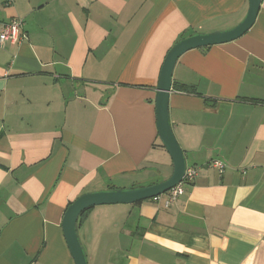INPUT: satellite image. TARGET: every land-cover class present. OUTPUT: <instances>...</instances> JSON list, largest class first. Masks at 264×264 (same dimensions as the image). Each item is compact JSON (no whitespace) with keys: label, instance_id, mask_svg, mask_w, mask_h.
<instances>
[{"label":"crops","instance_id":"obj_1","mask_svg":"<svg viewBox=\"0 0 264 264\" xmlns=\"http://www.w3.org/2000/svg\"><path fill=\"white\" fill-rule=\"evenodd\" d=\"M248 0H14L0 21V264H74L61 223L84 193L168 179L156 130L165 55L240 23ZM184 86L185 91L175 90ZM168 116L197 177L170 207L91 208L87 264H264V0L235 41L176 61ZM225 164L223 173L211 166ZM115 241V243H114Z\"/></svg>","mask_w":264,"mask_h":264},{"label":"water","instance_id":"obj_2","mask_svg":"<svg viewBox=\"0 0 264 264\" xmlns=\"http://www.w3.org/2000/svg\"><path fill=\"white\" fill-rule=\"evenodd\" d=\"M261 1L248 0V10L245 17L231 29L208 34L196 33L177 41L169 49L158 75L154 108L157 135L172 161V173L168 179L150 186L84 193L75 199L66 208L61 223L64 239L74 264H87L85 253L77 235L78 219L83 212L97 206L132 205L151 200L165 194L181 181L187 167L186 160L184 152L173 134L168 116V101L172 89L174 65L178 58L189 50L229 43L243 36L254 24Z\"/></svg>","mask_w":264,"mask_h":264},{"label":"built area","instance_id":"obj_3","mask_svg":"<svg viewBox=\"0 0 264 264\" xmlns=\"http://www.w3.org/2000/svg\"><path fill=\"white\" fill-rule=\"evenodd\" d=\"M14 0H0V8L10 7ZM26 35L23 32V20L20 18H12L8 22L0 21V45L5 42L19 43L25 39ZM211 166L216 168L221 174L225 169V164L222 161L214 160ZM197 177L196 167H186L183 178L181 181L167 191L165 194L160 195L152 200L162 203L165 208L170 207L180 197L183 196L185 188L191 185Z\"/></svg>","mask_w":264,"mask_h":264},{"label":"rangeland","instance_id":"obj_4","mask_svg":"<svg viewBox=\"0 0 264 264\" xmlns=\"http://www.w3.org/2000/svg\"><path fill=\"white\" fill-rule=\"evenodd\" d=\"M89 211H91V210H89ZM88 213H90V212H88ZM114 243H115V241H114ZM119 251H120V248H118V247L113 249V251L111 253V260L114 261V263H112V264L117 263V260L119 259V256H118Z\"/></svg>","mask_w":264,"mask_h":264},{"label":"trees","instance_id":"obj_5","mask_svg":"<svg viewBox=\"0 0 264 264\" xmlns=\"http://www.w3.org/2000/svg\"><path fill=\"white\" fill-rule=\"evenodd\" d=\"M175 90H178V91H185V90H187V88L186 87H184V86H175ZM138 203H140V202H138ZM90 210V209H89ZM89 210H87V211H85V212H83L81 215H80V217H79V219H78V223L88 214V212H89Z\"/></svg>","mask_w":264,"mask_h":264}]
</instances>
